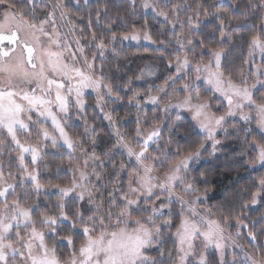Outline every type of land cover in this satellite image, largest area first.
<instances>
[{
	"label": "snow or ice",
	"instance_id": "1",
	"mask_svg": "<svg viewBox=\"0 0 264 264\" xmlns=\"http://www.w3.org/2000/svg\"><path fill=\"white\" fill-rule=\"evenodd\" d=\"M257 12L259 23L251 24L247 39L237 35ZM152 22L161 24L160 35L167 40L153 38ZM117 26L128 30L118 33ZM141 40L161 53L158 59L167 52V67L174 68L163 83L143 93L132 89V78H118L119 63L111 66L125 42ZM237 40L247 45L243 63L248 74L241 70L234 76L225 70L230 49L224 45ZM153 75L148 65L135 79ZM121 88L133 93L128 103L137 109L134 137L121 133L119 121L104 112L106 99L121 101ZM85 90L96 93V107L116 137V144L102 154L95 151L97 129L84 115ZM261 90L264 0H213L207 7L202 0L195 6L188 0H95V6L92 0H0V264H264V214L246 222L247 210L264 203V173L243 191L225 190L214 205L206 203L207 173L191 175L209 141L210 157L223 153L220 131L224 140H239L242 132L236 155L250 157L244 161L250 169L264 170V96L255 98ZM213 99H218L215 111ZM145 104H163L159 110L164 113L175 109L177 118L182 110L189 112L203 139L192 141L187 151L179 145L173 151L171 139L161 143L162 122L154 118L146 131ZM220 108H225L222 114ZM73 110L84 120V134L75 138L67 131ZM229 120L234 136L226 126ZM253 121L259 138L249 127ZM171 127L179 131V126ZM88 140L91 151L85 147ZM49 143L61 152L67 149L68 185L42 182L40 165ZM117 152L127 156L119 167ZM109 163L111 172L106 171ZM50 193L56 203L39 211L40 197ZM169 240L171 248L166 247ZM59 241H66V259L58 254Z\"/></svg>",
	"mask_w": 264,
	"mask_h": 264
},
{
	"label": "trees",
	"instance_id": "2",
	"mask_svg": "<svg viewBox=\"0 0 264 264\" xmlns=\"http://www.w3.org/2000/svg\"><path fill=\"white\" fill-rule=\"evenodd\" d=\"M189 3L193 4L195 6L196 0H188ZM202 2L205 3V7L213 3V0H202ZM93 6H95V0H92ZM71 7V5H70ZM240 10L233 8L232 13L239 15ZM231 14V13H230ZM260 13H256L255 16H252L249 19L248 25H242L240 29L237 30V35H244L245 39H247L248 34L252 31L251 24L253 23H259V20L257 17ZM85 17L87 13H84ZM150 16V14H149ZM86 25L87 21L86 19L82 22ZM143 19H141L138 23L142 24ZM232 27H235V24L232 25ZM128 29H125L123 27L117 26L116 31L118 33L127 31ZM152 34L153 38L156 40H167L168 36H162L160 35L161 30V24L152 22ZM205 32H207V29H205ZM218 37V33L216 34ZM201 37H197V40H199ZM213 47L217 45H212ZM145 47L149 48L150 50L145 52ZM154 46L149 45H133L130 43H124L123 51L121 52L119 61H112L111 66H114L116 63H119L120 65V72L117 74L118 78H122L123 81H127L129 78H132V89L136 90L139 89L142 91L146 90L150 85H158L163 83L165 78V73H161L159 75V78L155 83L151 84H143L135 81V69L134 66L136 65V62H139L140 64H145V62L151 61L153 64H157L160 69H166V61H169L171 57L168 56V53L165 52L162 58L161 53L157 51H151V49ZM224 47L230 49V56L228 58V62L226 64V71H232L234 76H238L241 70H246V65L243 63L244 59L248 57V49L245 42H242L240 40H237L234 44L231 45H224ZM169 51H172L169 49ZM197 53H199V48H197ZM97 64H99V61H97ZM163 70V71H164ZM261 93L264 94V91H261ZM132 91H125L123 88H121V95L122 99L121 101H118L120 104V110L118 111V115L121 114L122 116H125L128 114V111L130 110L131 106L128 103L129 97L132 96ZM142 96H144L142 94ZM96 120L99 122V130L104 134L102 138L99 139L98 145L100 148H107L109 144H111V139L107 134L106 128L103 126L102 121L100 117L97 115V112L94 113ZM185 120L180 124L179 131H177L175 128H172L171 126H163V140L161 143H164L165 141L171 139L173 144V151H175V146L179 145L180 148L184 151H187L189 149V146L192 144V141L199 142L203 139V134L200 133L198 128L195 126V124L190 121L189 119L184 118ZM70 130L74 136H81L84 134V127L82 125H74L72 124L70 126ZM132 130V129H131ZM253 135L257 138H259V135L253 133ZM207 151L203 153V158H207L209 156L210 152V146L207 144ZM253 156V155H252ZM69 159L65 152H61L58 150L56 152V155H53V152H47L46 155L43 157V163H47L50 166L45 169L43 168L42 173V179L46 182H51L52 184H61L64 185L67 182L70 181V173L67 172ZM246 159L240 158V159H225V157L217 158L216 160L212 162H208L206 160L201 161L198 165L194 167V171L191 173V175L196 176L197 178L200 176V174L207 173L208 176V200L207 204H217L219 201L223 199V195L225 190H233L236 189L238 191H243L245 186H250L251 182L256 179L260 174L264 173V170H253L250 169L245 163ZM60 167L59 172H57V167ZM109 166V164H108ZM106 171H110L109 167H107ZM111 172V171H110ZM201 189V191L204 190L205 185L201 184L198 185ZM250 199V196L247 197ZM33 202V201H31ZM56 203V198L53 194H49L48 197L41 196L39 199V211H43L46 206L51 207ZM262 214H264V203H259L254 207H250L247 210V223H251L252 220L258 219ZM176 223H179V220L177 219ZM174 231V228H173ZM247 230L243 233L244 237L246 236ZM81 238H78L76 243L80 244ZM167 247L172 246L171 240L168 241L166 244ZM64 255L68 253V248L63 247Z\"/></svg>",
	"mask_w": 264,
	"mask_h": 264
},
{
	"label": "rangeland",
	"instance_id": "3",
	"mask_svg": "<svg viewBox=\"0 0 264 264\" xmlns=\"http://www.w3.org/2000/svg\"><path fill=\"white\" fill-rule=\"evenodd\" d=\"M46 2H47V0H46ZM225 2H226V0H225ZM66 30L67 29H64V28L61 29V31H66ZM126 43H130V44H133V45H144L145 44V45L153 46V45H150V44H148L147 42H145L143 40H141V42L139 44H137L134 41H130V42H126ZM89 57H91V53H89ZM199 59H200V56L198 54L197 55V60H199ZM203 59H204V62L206 63L207 60L209 59V57L205 54ZM135 64H136L134 66L135 77L140 74V70L141 69L145 68L148 65H150L152 67V69L154 70V72H155V75H153V76H145L144 78H142L140 80L135 79V81H137L139 83H143V84H151V83H155L156 84V82H157V80L159 78V75L162 72L165 73V77L167 75L171 74L172 72H174V68L169 69L167 67L168 61H166V69L165 70L164 69H160L157 64H153L151 61H148V60H147V62H145V64H140L139 62H136ZM259 64H260V59H259V55L257 54L256 60H255V65H259ZM251 70L255 71V66H253V68ZM244 71H245V74H248V66L247 65H246V70H244ZM254 79L255 78L252 77V79L249 81V83L254 82ZM85 91H86V95H85L84 99L86 101V111H85L84 115H86V117L88 119V123L92 124V125H95V127L97 129L98 138H97V142H96V145H95V151L97 152V154H102V153L108 151V149H111L113 147V145L116 144V137L113 134L114 130H113L112 126L109 124L108 120H106L104 118V112H111L113 119L119 121L118 128H119V131L121 133L126 134L128 137H134L135 136L137 109L135 108L134 105H130L131 108H129L130 110L128 111V114H126L125 116H122L121 114L118 115V111L120 110L119 102L117 101L116 103H112L110 101H107V99H106V102H105V105H104V112H101V110L96 107V101H97L96 93L91 91V90H85ZM261 91H264V90H261ZM261 91L256 92V94H255V98L258 101L261 99L262 96H264V94L261 93ZM179 95L182 96L183 93H180ZM205 95H210V94H205ZM144 98H145L144 96H141V99H144ZM167 99L168 98L165 97L164 98V102H166ZM211 104H212V110L215 111L217 109V107H218V99H213L211 101ZM161 107H163V104H161L159 106H154V105H151V104L143 105V110L141 112V115L143 116L144 113H146L147 114V120H148V123L144 126L146 131H150L151 130V127L153 126V123H154V118H155V123H161L162 122V127L165 126V125L166 126H172L173 124L180 125L185 120L184 118L189 119L190 121H192L195 124V122L191 119V114L189 112L182 110L180 112L179 118H177L175 109L170 110L168 113H164V112L159 110ZM224 111H225V108H220V112L218 114H222ZM245 111H249V109L246 108ZM95 112H97V115L100 117V119L102 121V124L106 128L107 134L110 137L109 139H111L112 143L109 144V146L107 148H100V146L98 145L99 139L104 137L103 136L104 134L99 130V125L100 124L96 120V117H95V114H94ZM232 123H233V121L229 120L228 125H226V126L229 127V132L233 133V136H234V130L230 127V125ZM240 123L243 124V122H240ZM72 124H74V125H82L84 127V120L76 118L75 110H73V117H72V119L70 121H68V127H67V131L69 132V134L72 137L75 138L77 136H74L72 134L71 130H70V126ZM48 127H49V130L51 131L52 129H51L50 122H49ZM249 127L253 128V133H255L256 135L257 134L260 135L258 129L256 128L255 121H253V123L251 125H249ZM198 130H199V128H198ZM223 136H224L223 131H220V132L217 133V138L222 140L223 147H224L223 153H220V152L217 153V158H221V157H225V156H227L228 159H231V160L232 159H240V158H243V159H249L250 158V157H244V156L236 155V153L240 152L241 147H242V139H243V133L242 132L240 133L241 139H239V140L235 139L233 137H230L229 139L224 140ZM251 139H252V137H249V140H251ZM31 142L35 143V141H31ZM207 144H209L210 151H211V142L209 141ZM85 147H87L89 149V151L92 150V146H91V141L90 140H88L85 143ZM57 151L58 150L57 149H53L51 147V144L49 143V145L47 147V152L56 153ZM63 151L67 155V149H64ZM248 151L251 153L250 149ZM13 155H15V153H13ZM252 155L254 156L255 153H251V156ZM67 157L69 158L68 155H67ZM217 158L214 159V158H212L210 156H208L207 158H203L202 157L201 160L198 163H195L193 165V168L196 165H198L201 161L206 160L208 162H212V161L216 160ZM27 160H28V162H30V160H31L30 155H28ZM122 160L125 163H127V156L125 155V156L121 157V155L117 152L116 153V161H115L117 167H119V164H120V162ZM71 163L72 164H76V163H78V161L75 160V159H72ZM108 167H109V169L111 171L112 170V166H111L110 163H109ZM43 168H44V163L42 162L41 165H40L41 178H42ZM12 170L15 171V168H13ZM68 173H70V178H69L70 181L67 182L64 185H61V186L68 185L71 182L72 173L71 172H68ZM6 174H7V169H6ZM124 175H125V183H126L127 173H125ZM42 182L48 183V182L44 181L43 179H42ZM50 194H52V193H50ZM55 198L57 199L56 196H55ZM28 202L32 203L31 201H28ZM206 203H207V201H206ZM252 207H254V206H252ZM232 224H233V227L231 228V231L234 233L236 231V229L234 227L235 221H233ZM245 230L246 229L242 230V236H241L240 241H239L242 244L245 243V239H244V235H243ZM66 234L67 233H63L62 235H66ZM48 243H49V246H51L53 242L51 240H49ZM63 247H66V241H59L58 242V248H57L58 254L62 253L63 254V258L66 259L68 254H69V249H68V253L64 255ZM77 247H79V244H77ZM166 247H167V245H166ZM171 247L172 246H169L167 248H171ZM229 252H230V256H231V249L229 250ZM153 254H155V253H153ZM208 254H209V258L210 259H214L215 258L216 254H215L214 250L209 249V253ZM239 259H242V256L239 257Z\"/></svg>",
	"mask_w": 264,
	"mask_h": 264
}]
</instances>
